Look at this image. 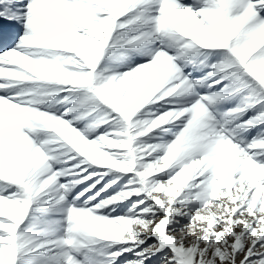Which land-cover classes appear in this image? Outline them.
<instances>
[{
	"label": "snow or ice",
	"instance_id": "6c2138e0",
	"mask_svg": "<svg viewBox=\"0 0 264 264\" xmlns=\"http://www.w3.org/2000/svg\"><path fill=\"white\" fill-rule=\"evenodd\" d=\"M0 264H264V0H0Z\"/></svg>",
	"mask_w": 264,
	"mask_h": 264
}]
</instances>
